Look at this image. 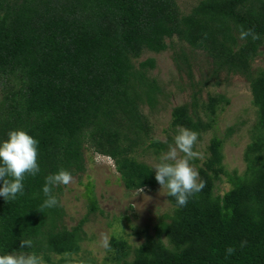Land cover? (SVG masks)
I'll list each match as a JSON object with an SVG mask.
<instances>
[{
  "label": "trees",
  "instance_id": "1",
  "mask_svg": "<svg viewBox=\"0 0 264 264\" xmlns=\"http://www.w3.org/2000/svg\"><path fill=\"white\" fill-rule=\"evenodd\" d=\"M241 25L260 39L239 40ZM174 37L249 77L259 136L248 158L264 139V70H250L264 44V0H202L187 15L176 0H0V142L10 131L27 132L39 142L40 167L36 176L26 175L23 195L0 197V255L35 252L49 264L53 255L78 252L81 224L59 226V205L41 208L42 189L45 178L61 168L72 176L82 173L86 149L110 158L127 190L157 185L155 173L136 157L148 132L140 93L146 87L151 100L154 87L145 82L144 70L154 60L140 63V72L132 60L144 50L165 51L166 40ZM216 107L211 98L206 110L214 115ZM186 108L171 113L170 142L178 126L199 133L198 139L206 131ZM221 147V139L212 137L197 169L203 190L184 207L167 191L173 214L123 264H264V154L247 159L245 173H227ZM222 183L229 189L220 193ZM57 191L54 186L56 197ZM88 200L94 210L95 200ZM23 239L33 247L22 249ZM110 247L118 260L130 254L121 238H111ZM228 247L236 249L231 256Z\"/></svg>",
  "mask_w": 264,
  "mask_h": 264
},
{
  "label": "rangeland",
  "instance_id": "2",
  "mask_svg": "<svg viewBox=\"0 0 264 264\" xmlns=\"http://www.w3.org/2000/svg\"><path fill=\"white\" fill-rule=\"evenodd\" d=\"M202 0H176L179 12L187 15ZM168 48L160 53L144 50L140 57L132 60L134 71H141L140 63L152 59L153 68L144 70L145 82L153 84L151 100L142 87L140 110L147 118L148 132L142 144L136 149V157L154 173L153 165L159 162L162 153L168 151L172 136L170 130L171 113L174 108L186 106L187 112L196 119L198 116L206 127L195 146L202 153L201 158L191 163L196 169L202 166L209 155L212 137L222 141L221 166L227 173L236 171L243 174L247 170V159L264 154V139L258 140V148L247 158L246 151L255 138L258 111L253 104L250 79L247 75L217 65L202 50L174 37L166 40ZM250 70L255 73L264 70V44L258 55L251 61ZM1 96V91H0ZM216 100L215 114L206 110L209 100ZM263 136V135H262ZM254 147V146H253ZM85 169L73 176L74 183L59 185V226L67 229L81 224V240L77 253L69 256L53 255L49 264H123L132 260L133 252L155 236V227L167 221L174 207L167 198V189L157 183L154 188L129 191L120 180L113 161L93 150L84 151ZM220 193L229 189L227 183L220 185ZM89 197L96 202L90 208ZM126 241L130 254L118 260L112 250L100 246L101 234ZM161 241L169 247L163 235ZM48 264V263H45Z\"/></svg>",
  "mask_w": 264,
  "mask_h": 264
},
{
  "label": "clouds",
  "instance_id": "3",
  "mask_svg": "<svg viewBox=\"0 0 264 264\" xmlns=\"http://www.w3.org/2000/svg\"><path fill=\"white\" fill-rule=\"evenodd\" d=\"M259 40L260 36L252 29L245 30L240 26L239 40L244 41L248 37ZM199 133L188 128L178 126L177 134L174 136V143L168 146V151L162 153L159 162L153 165L155 180L162 189H167L168 196L175 199L180 207L187 205L189 198L200 193L206 186V182L199 177L198 170L191 163L194 159L201 158L202 153L194 150L197 144ZM39 142L23 130H13L8 133V138L0 142V180L3 187H0V197L6 201L15 200L17 195H23L26 175L36 176L40 172L37 161ZM74 183L72 174L61 168L56 174L48 175L45 178L43 193L46 197L41 208H54L59 205V200L52 193V188L59 185ZM143 192V189H139ZM100 246L105 250H111L110 237L101 234ZM247 241H242L243 248ZM33 247L31 239L21 240V248ZM236 249L228 247V256L234 254ZM0 264H45L43 257L35 252H12L11 254L0 255ZM83 264V262H81Z\"/></svg>",
  "mask_w": 264,
  "mask_h": 264
}]
</instances>
